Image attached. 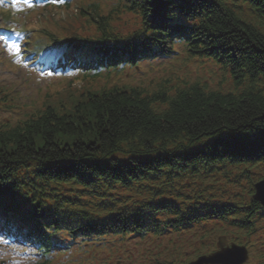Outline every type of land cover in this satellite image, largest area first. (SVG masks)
<instances>
[{
    "label": "trees",
    "instance_id": "obj_1",
    "mask_svg": "<svg viewBox=\"0 0 264 264\" xmlns=\"http://www.w3.org/2000/svg\"><path fill=\"white\" fill-rule=\"evenodd\" d=\"M126 1L127 7L134 3V0ZM80 2L72 0L59 7L66 12L59 22L71 26L53 37L62 50L58 54L61 56L58 66L66 63L71 49L81 51L85 45L76 32L83 16H91L101 27L107 25L102 18L95 17L96 6L86 12ZM150 6L160 10L165 18L173 19L175 14L184 23H192L191 31L185 33L190 53L224 63L236 88L222 93L195 83L175 88L163 86L153 94L136 88L124 92L111 88L100 95L92 92L71 100L67 92L61 91L48 95L42 106L21 104L25 113L22 118L0 122V229L7 223L24 228L26 222L28 227L24 229L29 237L35 238L40 246L38 251L47 253L46 259L36 264H58L50 260L49 254L58 243L55 237L72 227L67 212L47 208L39 196L46 192L39 189L54 191L53 203L57 204L58 188L63 185L95 190L100 182L106 181L109 186L129 188L133 184L155 182L164 171L174 172L175 168L186 171L194 165L191 181L206 187L222 176L229 181L221 187L222 193L231 186H242V180H250L252 170L264 164V0H146L138 9L146 12ZM246 8L252 12L250 18ZM76 13L79 20L73 16ZM155 27L160 35L163 31L171 37L170 31H166L167 23L159 22ZM175 30L178 33L181 29ZM62 36L68 37L67 43L62 41ZM146 41L152 43L151 39ZM134 44L127 41L122 48ZM173 45L168 44L162 50L140 51L145 59L160 58L167 50H173ZM141 46L150 49L147 44ZM39 47L43 49L44 44ZM1 102L19 103L7 96H1ZM115 154L129 160L112 159ZM154 155L157 157L153 160L143 159ZM217 165L222 166L218 169L214 167ZM183 190L184 184H180L175 194ZM236 194L233 192L230 200L210 196L203 203L237 202ZM194 195L195 192L193 199ZM64 199L67 207L70 201ZM249 204L256 205L250 193ZM145 207L152 214L117 215L91 228L80 229L79 234L83 237L141 231L159 234L161 224L154 220L159 212L176 217L170 223L172 229L185 222L186 218L175 206L147 203ZM203 211L205 220H226L238 213L229 207H205ZM251 213L248 210L245 214ZM201 220L202 217L195 216L190 222Z\"/></svg>",
    "mask_w": 264,
    "mask_h": 264
},
{
    "label": "rangeland",
    "instance_id": "obj_2",
    "mask_svg": "<svg viewBox=\"0 0 264 264\" xmlns=\"http://www.w3.org/2000/svg\"><path fill=\"white\" fill-rule=\"evenodd\" d=\"M29 5L30 3L28 2L20 1L18 2V9L26 10L30 7ZM34 10L35 12L32 13V16H38L37 9ZM25 14L27 13H23L21 16L18 17L20 22V25L18 26L19 30H21V26H23V24L25 23ZM123 20L124 21L121 24L116 25L118 32H120L121 34H127L137 28V21L131 14L127 17H123ZM96 34L97 27L95 26L88 28L86 32V35L90 38H94ZM0 59H2V57H0ZM169 64H171V62ZM24 67L25 69L21 68V70H19L16 68V66H14V74H8L7 72L2 70L0 72V84L8 85L10 83H15L19 85L18 79L21 78L23 79V85L20 86L24 88L22 90H25L24 92H22V95L29 96V99L25 98L24 101L30 105L34 101L38 100L37 102L40 104L43 101L45 95L48 94V90L54 87V84L58 77H55L54 75L50 74L42 79L41 77L37 78L35 80V83L32 81V87L26 90V87L29 86V80L31 79L30 74H32V72L31 69L28 68L27 62H25ZM6 69L11 70L9 68ZM173 69H175L181 75H188L190 77L200 78L201 81L207 84L210 88L220 87L221 89H223L226 86H231V82H228V80L226 83L221 84L223 78L222 73L220 71V67L216 66L212 60L202 61L201 63L192 61L191 63H188V66H183L181 63L171 64L161 68L160 73L168 74L170 70ZM17 74L19 77L17 76ZM149 76L153 77L154 75L150 74ZM61 81L62 80H59L58 82ZM18 116V112L13 111L12 109L8 110V108L0 106V121L8 118H15ZM259 173H262V170H259ZM173 185H175V183H172L171 187ZM196 187L199 188L200 185H196ZM62 235L63 234H59L56 238L58 240H61ZM103 243L104 246L100 248V252L96 254L98 260L95 261V264H147L146 258H158L160 256V252H162L160 251V249L167 245V239L162 238L160 240H149L147 242L141 243L134 239L120 240L116 242V237H108L106 240L103 241ZM252 244H257L251 251V260L253 261V255L257 254L260 248L264 246V227L252 240ZM109 245L113 246L111 250L108 248ZM165 250L166 249H163V252ZM261 251L263 250L261 249ZM190 252L191 251H188L186 255H189ZM260 258L262 257L258 254L254 258L253 263L251 260L249 263L257 264ZM14 259V251H12L11 249H8L6 254L0 256V262H3L2 264H12Z\"/></svg>",
    "mask_w": 264,
    "mask_h": 264
},
{
    "label": "water",
    "instance_id": "obj_3",
    "mask_svg": "<svg viewBox=\"0 0 264 264\" xmlns=\"http://www.w3.org/2000/svg\"><path fill=\"white\" fill-rule=\"evenodd\" d=\"M258 190L255 196L264 204V181L256 185ZM248 260V253L244 248L233 247L219 252L209 258L203 257L193 264H243Z\"/></svg>",
    "mask_w": 264,
    "mask_h": 264
},
{
    "label": "snow or ice",
    "instance_id": "obj_4",
    "mask_svg": "<svg viewBox=\"0 0 264 264\" xmlns=\"http://www.w3.org/2000/svg\"><path fill=\"white\" fill-rule=\"evenodd\" d=\"M29 6H31V5H29ZM3 39H4V37L0 36V40H3ZM11 47L15 48L17 52L19 51V48L17 45L13 44V45H11Z\"/></svg>",
    "mask_w": 264,
    "mask_h": 264
},
{
    "label": "bare ground",
    "instance_id": "obj_5",
    "mask_svg": "<svg viewBox=\"0 0 264 264\" xmlns=\"http://www.w3.org/2000/svg\"><path fill=\"white\" fill-rule=\"evenodd\" d=\"M176 169V168H175Z\"/></svg>",
    "mask_w": 264,
    "mask_h": 264
}]
</instances>
